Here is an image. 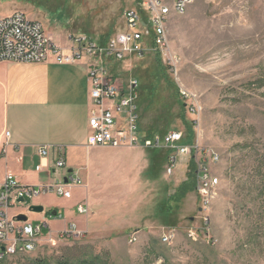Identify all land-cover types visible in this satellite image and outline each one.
<instances>
[{"label":"rangeland","instance_id":"obj_1","mask_svg":"<svg viewBox=\"0 0 264 264\" xmlns=\"http://www.w3.org/2000/svg\"><path fill=\"white\" fill-rule=\"evenodd\" d=\"M142 3L0 0V17L21 11L53 38L84 34L100 43L124 30V11L141 13ZM165 30L166 47L149 44L142 56L111 63V73L119 81L139 83L142 137L177 131L174 145L195 151L176 155L170 171L173 151L163 146L83 152L77 175L81 187L94 191L88 212L94 226L80 229L71 222L83 237L14 254L6 264L52 258L75 245L101 256L100 264H264V0H194L183 14L167 17ZM179 87L199 105L183 98ZM211 151L218 155L214 162ZM200 152L217 178L214 193L206 203L196 189V175L195 188L176 201L178 187L190 181L192 156L198 169ZM74 193L86 203L83 189ZM170 230L173 240L162 242L161 235Z\"/></svg>","mask_w":264,"mask_h":264},{"label":"built area","instance_id":"obj_2","mask_svg":"<svg viewBox=\"0 0 264 264\" xmlns=\"http://www.w3.org/2000/svg\"><path fill=\"white\" fill-rule=\"evenodd\" d=\"M194 0H143L141 13L137 9L124 11L125 29L112 35L103 44L84 35H68L67 47L56 45L46 35L42 23L30 19L21 11H13L0 17V62L32 63L53 61L59 64L83 62L87 67L89 79V97L91 108L87 117L88 136L86 147L111 148H140L167 147L170 156L168 171L174 166V159L179 155H187L195 151L194 146H176L180 138L177 131H169L162 138L142 137L139 132L138 118V89L139 83L135 78L126 82L119 81L111 73V63L123 62L129 56H142L149 44L156 47H166L165 22L171 13L183 14ZM142 13L147 15L144 20ZM147 28V30H146ZM150 34V36H149ZM175 66V64H174ZM183 98H189L196 107L199 105L195 96L184 87H179ZM1 152L6 151L9 144V132L2 133ZM51 146L37 145V154L41 160L47 158ZM205 153V152H203ZM200 157L197 161L196 175L198 178V193L209 203L217 185L207 166V158ZM208 153V152H207ZM177 155V156H176ZM211 161H216L218 155L208 153ZM175 157V158H174ZM47 167L41 162L36 170ZM55 178L43 185H28L20 183L11 172L4 173L0 179V256L2 260L13 257L14 254H25V250H35L41 245L56 246L61 238L83 237L84 233L69 223L58 233L51 230L43 231L47 224L32 223L28 219L19 221L16 216L29 213L33 199L41 194L54 193L63 198H69L75 187L83 186L76 172H67L66 162L58 156L52 163ZM64 169V172L62 170ZM59 172V173H58ZM66 178V181H64ZM23 198L20 201L19 198ZM27 199L31 203H27ZM81 215L89 212L86 203L75 206ZM25 211H22V210ZM16 211L10 214V211ZM192 233V231H189ZM195 236V235H194ZM135 239L134 237H132ZM174 231L170 230L161 235V241L170 243ZM209 242V240L207 239ZM156 264H162L160 262Z\"/></svg>","mask_w":264,"mask_h":264},{"label":"crops","instance_id":"obj_3","mask_svg":"<svg viewBox=\"0 0 264 264\" xmlns=\"http://www.w3.org/2000/svg\"><path fill=\"white\" fill-rule=\"evenodd\" d=\"M45 33L58 46L67 47L63 37L53 38L51 31ZM89 88L87 67L83 62H0V143L4 141L2 133L9 132L6 151L0 150V179L4 173L11 172L22 184L43 185L57 176L52 163L58 156L65 159L67 172L79 173L83 165L78 159L83 152L111 148L85 145L91 108ZM42 144L51 146L44 160L40 159L36 149ZM40 162L47 167L36 170L35 166ZM81 189L85 191L82 200H86L90 209L94 191L87 185L75 187L65 202L55 195L53 200H48L46 195L36 197L34 204L43 206V211L30 212L34 213L30 217L27 213V219L32 223H46L44 232L49 228L56 233L71 222L80 229L93 227L96 223L93 216L88 214L80 219L75 211L79 200L74 199L77 195L74 190ZM53 211L56 213L52 214ZM14 212L12 210L10 214Z\"/></svg>","mask_w":264,"mask_h":264},{"label":"trees","instance_id":"obj_4","mask_svg":"<svg viewBox=\"0 0 264 264\" xmlns=\"http://www.w3.org/2000/svg\"><path fill=\"white\" fill-rule=\"evenodd\" d=\"M105 41L101 40L100 44H103ZM193 159L194 157L192 156L190 160L191 168L189 169V173H192L190 176V181H185L178 187L177 192L174 196L176 201L180 200L187 192L195 188L197 169L195 168L196 162L194 163ZM101 260V256H99L98 254H94L91 252L87 253L85 250L81 249L80 247H76L75 245L73 247L63 249L60 255H56L52 258L44 256L30 257L26 258L23 263L18 264H100ZM0 264L6 263L4 262V260L0 259Z\"/></svg>","mask_w":264,"mask_h":264},{"label":"water","instance_id":"obj_5","mask_svg":"<svg viewBox=\"0 0 264 264\" xmlns=\"http://www.w3.org/2000/svg\"><path fill=\"white\" fill-rule=\"evenodd\" d=\"M68 172H71V171H68ZM64 181H66V178H64ZM20 201L23 200V198H19ZM29 211L31 212H42L43 211V206L41 205H36V204H32L30 205L29 207ZM56 211H53L52 214H55ZM16 219L19 220V221H25L27 219V216L25 214H19L16 216Z\"/></svg>","mask_w":264,"mask_h":264},{"label":"bare ground","instance_id":"obj_6","mask_svg":"<svg viewBox=\"0 0 264 264\" xmlns=\"http://www.w3.org/2000/svg\"><path fill=\"white\" fill-rule=\"evenodd\" d=\"M188 235H189V237H191L193 240L198 239V238H196V237L194 236V234H191V232H188ZM62 239H67V238H62ZM162 242H163V241H162ZM33 251H35V250H25V253H31V252H33ZM0 259H2L1 256H0Z\"/></svg>","mask_w":264,"mask_h":264}]
</instances>
